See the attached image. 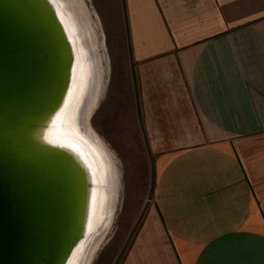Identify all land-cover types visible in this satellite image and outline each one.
Instances as JSON below:
<instances>
[{"label": "crops", "instance_id": "obj_1", "mask_svg": "<svg viewBox=\"0 0 264 264\" xmlns=\"http://www.w3.org/2000/svg\"><path fill=\"white\" fill-rule=\"evenodd\" d=\"M151 202L120 264H264V0H124Z\"/></svg>", "mask_w": 264, "mask_h": 264}, {"label": "water", "instance_id": "obj_2", "mask_svg": "<svg viewBox=\"0 0 264 264\" xmlns=\"http://www.w3.org/2000/svg\"><path fill=\"white\" fill-rule=\"evenodd\" d=\"M62 1L77 19L95 70L98 50L82 29L85 4ZM74 61L53 0H0V264H70L83 243L82 264L90 255L91 262L111 225L115 207L108 228L109 212L97 227H86L88 195L97 185L91 173L95 166H76L71 151L46 135L53 132L50 118L69 94ZM95 107L87 115L86 102L78 117L79 131L91 137L96 134L90 124ZM99 161L112 176L116 205L115 163L112 174L104 155ZM97 196L92 206L98 207Z\"/></svg>", "mask_w": 264, "mask_h": 264}, {"label": "rangeland", "instance_id": "obj_3", "mask_svg": "<svg viewBox=\"0 0 264 264\" xmlns=\"http://www.w3.org/2000/svg\"><path fill=\"white\" fill-rule=\"evenodd\" d=\"M83 2L94 29L93 46L103 56L104 68L90 124L112 152L118 178L113 219L90 264H120L139 225L134 229L135 223L153 196L154 157L138 123L125 1Z\"/></svg>", "mask_w": 264, "mask_h": 264}, {"label": "bare ground", "instance_id": "obj_4", "mask_svg": "<svg viewBox=\"0 0 264 264\" xmlns=\"http://www.w3.org/2000/svg\"><path fill=\"white\" fill-rule=\"evenodd\" d=\"M72 1H74L76 4L81 3L83 5L82 0ZM53 2L62 20V25L66 31L67 39L73 47L75 61L73 74L70 78L71 81L69 85V94L66 98L65 104L61 106L55 115L50 118V128L53 132H49L46 135H48V138L52 136L53 138L51 141L56 145L66 147L71 151V154L75 159L76 166L81 163L84 165L86 164V166L89 168L92 164L96 167H92L93 170L95 169L94 171L91 170L93 175L92 180L97 185L91 188V191L88 195V199L90 198V204L87 205V209H89L90 218H87L86 227L88 226V229L97 227L103 221L106 213L109 212V220L106 223V228H108L111 222L112 212L115 207L114 200L116 190L112 189V176L107 175L104 172V168L100 167L99 159H102L103 155L105 156L108 163L112 166V174L114 165L113 161L115 163V159L112 152L97 134L93 132L94 136L91 137L88 134H83L80 132L78 128V117H80L83 106L86 104V102H88L87 115L91 113V109L95 106V104H97L104 73V68L101 64L103 56L101 54H97L98 64L94 70V68L91 66V59H88V47H86V45L83 47L82 45L83 34L78 30L77 19H75L74 15L65 8L62 0H53ZM82 10L83 9H80L81 17L83 13ZM84 13L86 15V21H91L87 9H84ZM86 21H82V29H84L83 33L88 35L90 45L93 46L95 42L93 36L94 32H91L89 26L86 24ZM95 194L98 195V207L95 205L92 206ZM110 202H112L111 206ZM83 247L84 243L79 245V248H77V250L73 253L70 264H82L84 250L81 249ZM90 259L91 255L85 264H89Z\"/></svg>", "mask_w": 264, "mask_h": 264}]
</instances>
